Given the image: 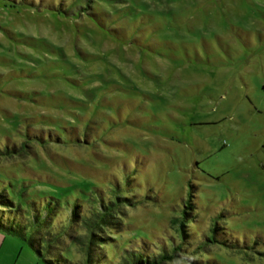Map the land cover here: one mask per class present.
Listing matches in <instances>:
<instances>
[{"label":"rangeland","instance_id":"rangeland-1","mask_svg":"<svg viewBox=\"0 0 264 264\" xmlns=\"http://www.w3.org/2000/svg\"><path fill=\"white\" fill-rule=\"evenodd\" d=\"M31 128L89 143L35 144L0 159V177L103 186L131 175L144 201L124 208L113 264L177 236L171 219L190 194L192 231L218 223L245 246L189 257L264 264V0H0V134L19 143ZM0 264L45 262L0 236Z\"/></svg>","mask_w":264,"mask_h":264},{"label":"trees","instance_id":"trees-1","mask_svg":"<svg viewBox=\"0 0 264 264\" xmlns=\"http://www.w3.org/2000/svg\"><path fill=\"white\" fill-rule=\"evenodd\" d=\"M17 137L21 138L19 143L16 138L0 134V159L33 154L35 144L46 148L52 143H89L73 133L63 135L57 130L44 128H31ZM51 160L69 175L76 171L66 161ZM1 175L0 236L5 241L11 237L25 241L45 264H113L106 249L118 245L117 234L128 227L124 222V208L144 201L131 175L126 176L123 183L114 176L113 181L103 186L72 178L62 181L50 175L43 177L34 170L27 174L21 170L11 173L4 170ZM49 184L56 187L51 188ZM41 185L46 188H37ZM195 210L196 203L190 194L179 214L171 219L177 236H171L169 243L162 240L157 245L133 244L118 253V263L166 264L168 261L184 260L191 264H220L218 257L196 259L189 255H207V248L211 245L230 249L245 246L239 240L222 238L221 230L225 228L218 223L212 225L209 236L204 233L199 236V232L192 231ZM71 246H76L82 254L80 260L64 254Z\"/></svg>","mask_w":264,"mask_h":264}]
</instances>
